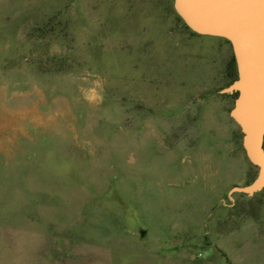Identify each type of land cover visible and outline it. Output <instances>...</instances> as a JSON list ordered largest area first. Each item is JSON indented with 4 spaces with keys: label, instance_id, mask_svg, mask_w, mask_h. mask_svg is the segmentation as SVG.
Returning <instances> with one entry per match:
<instances>
[{
    "label": "rangeland",
    "instance_id": "1",
    "mask_svg": "<svg viewBox=\"0 0 264 264\" xmlns=\"http://www.w3.org/2000/svg\"><path fill=\"white\" fill-rule=\"evenodd\" d=\"M236 77L174 0H0V264H264Z\"/></svg>",
    "mask_w": 264,
    "mask_h": 264
},
{
    "label": "water",
    "instance_id": "2",
    "mask_svg": "<svg viewBox=\"0 0 264 264\" xmlns=\"http://www.w3.org/2000/svg\"><path fill=\"white\" fill-rule=\"evenodd\" d=\"M188 27L226 38L233 50L237 77L221 89L236 93L230 116L242 132V147L257 166L254 180L228 191L252 195L264 186V0H174Z\"/></svg>",
    "mask_w": 264,
    "mask_h": 264
},
{
    "label": "trees",
    "instance_id": "3",
    "mask_svg": "<svg viewBox=\"0 0 264 264\" xmlns=\"http://www.w3.org/2000/svg\"><path fill=\"white\" fill-rule=\"evenodd\" d=\"M234 80V79H233Z\"/></svg>",
    "mask_w": 264,
    "mask_h": 264
}]
</instances>
